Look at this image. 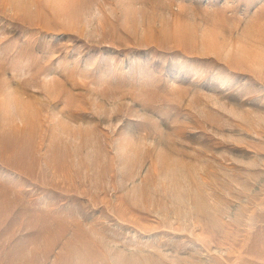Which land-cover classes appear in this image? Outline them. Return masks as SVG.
Wrapping results in <instances>:
<instances>
[{
  "label": "rangeland",
  "instance_id": "1",
  "mask_svg": "<svg viewBox=\"0 0 264 264\" xmlns=\"http://www.w3.org/2000/svg\"><path fill=\"white\" fill-rule=\"evenodd\" d=\"M0 264H264V0H0Z\"/></svg>",
  "mask_w": 264,
  "mask_h": 264
},
{
  "label": "bare ground",
  "instance_id": "2",
  "mask_svg": "<svg viewBox=\"0 0 264 264\" xmlns=\"http://www.w3.org/2000/svg\"><path fill=\"white\" fill-rule=\"evenodd\" d=\"M164 164V163H163Z\"/></svg>",
  "mask_w": 264,
  "mask_h": 264
}]
</instances>
